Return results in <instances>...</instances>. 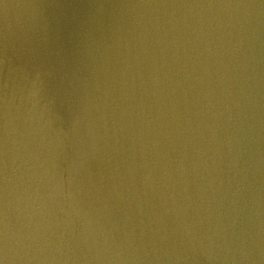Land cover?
<instances>
[{
  "label": "water",
  "instance_id": "95a60500",
  "mask_svg": "<svg viewBox=\"0 0 264 264\" xmlns=\"http://www.w3.org/2000/svg\"><path fill=\"white\" fill-rule=\"evenodd\" d=\"M3 264H264V0H0Z\"/></svg>",
  "mask_w": 264,
  "mask_h": 264
},
{
  "label": "snow or ice",
  "instance_id": "6c2138e0",
  "mask_svg": "<svg viewBox=\"0 0 264 264\" xmlns=\"http://www.w3.org/2000/svg\"><path fill=\"white\" fill-rule=\"evenodd\" d=\"M0 264H3V262H2V261H0Z\"/></svg>",
  "mask_w": 264,
  "mask_h": 264
}]
</instances>
